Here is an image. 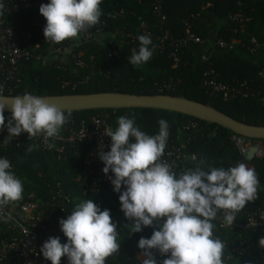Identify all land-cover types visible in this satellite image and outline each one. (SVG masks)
Segmentation results:
<instances>
[{
  "label": "trees",
  "instance_id": "obj_1",
  "mask_svg": "<svg viewBox=\"0 0 264 264\" xmlns=\"http://www.w3.org/2000/svg\"><path fill=\"white\" fill-rule=\"evenodd\" d=\"M100 8L99 23L87 28L97 34L98 40H85L81 32L78 38L60 43L78 42L66 58L54 57L45 62L23 60L6 94H169L201 102L238 121L264 126V76L261 74L264 71V0H102ZM17 21L36 35L33 42H40L41 51L48 53L49 44L43 35L47 21L39 10L21 11ZM143 25L155 36L149 45L153 55L147 63L133 66L129 57L134 50H139L137 37L142 35ZM188 29L200 40L178 46V42L187 37ZM166 32L169 38L161 41L159 38ZM223 42L225 45H221ZM78 60L83 62L82 66L77 64ZM210 81L223 85L224 90L217 91L206 84ZM95 115L107 116L112 131L118 128L119 117L135 119V126L148 135L158 134L159 120H166L169 124L167 144L175 148L183 146L185 154L183 166L174 171L177 176L197 166L210 171L238 163L250 164L260 181L257 199L236 213L240 225L224 227L222 211L212 223L216 226L214 236L225 243L224 264H255V259L264 255V250L256 245L258 235H264V227L254 229L242 225L250 215L264 208V155L247 160L232 141L235 133L230 129L182 113L151 108L71 112L59 135L65 133L67 127L79 128L83 121L90 125ZM192 123H197L198 127H193ZM6 134V127L0 130V158L10 161V171L24 186L23 198L6 207L23 202L31 192L50 202L60 184L64 194L70 197L65 205L66 213L61 216L63 219L71 214L75 205L87 199H92L101 210H110L117 224L120 249L116 257L107 258L106 264H141L142 250L138 241L141 237L150 238L153 227L130 234L127 224L131 221L125 218L113 192L100 182L99 186L104 187L100 193L85 195L87 182L75 179V175L85 170L83 160L89 145L79 146L80 155L71 147L68 152L59 154L55 150L59 142L54 140L51 141L55 144L53 149L35 147L28 152V147L35 142L27 133L17 136L18 140L11 138L4 145ZM250 140L264 143V140ZM193 155L195 161L191 159ZM63 195L58 197L56 211L63 207ZM4 224H7L5 220L0 219V231ZM1 233L10 236V233ZM60 242L64 244L68 240L64 237ZM238 246L239 251H233ZM155 256L157 264L167 258L158 252Z\"/></svg>",
  "mask_w": 264,
  "mask_h": 264
},
{
  "label": "clouds",
  "instance_id": "obj_2",
  "mask_svg": "<svg viewBox=\"0 0 264 264\" xmlns=\"http://www.w3.org/2000/svg\"><path fill=\"white\" fill-rule=\"evenodd\" d=\"M102 0H50L41 4L40 14L47 23L43 29L46 41L60 44L78 38L82 31L99 23ZM4 4L0 3V12ZM138 52L133 51L129 63L140 66L147 63L153 50L150 37L140 35ZM12 115L5 124V104L0 103V130L7 128L11 139L27 133L28 138L43 135L45 142L59 138L60 130L68 122L71 112L64 111L45 98L30 93L11 98ZM118 128L109 129L110 151L98 152L103 162V173L111 170L109 180L119 193L121 211L131 233L144 227H153L150 238L141 237L138 247L145 257L141 264H157L155 253L167 257L161 264H224L225 243L214 236L212 223L223 210L226 226L232 227L236 213L248 202L257 199L260 181L253 168L244 163L205 171H181L179 176L162 161L169 136V124L159 120V133L148 135L135 126V119L121 116ZM130 138H135L130 143ZM54 148V143H48ZM36 145L28 147L31 152ZM195 161L196 157H191ZM11 164L0 158V219H6L4 208L23 198L24 186L10 171ZM122 185L125 190L122 189ZM68 242L49 237L42 245L43 257L51 264H60L66 256L69 264H106L108 257L119 253L117 224L110 210H101L92 199L77 205L66 219L59 221ZM264 247V238L259 240Z\"/></svg>",
  "mask_w": 264,
  "mask_h": 264
},
{
  "label": "built area",
  "instance_id": "obj_3",
  "mask_svg": "<svg viewBox=\"0 0 264 264\" xmlns=\"http://www.w3.org/2000/svg\"><path fill=\"white\" fill-rule=\"evenodd\" d=\"M49 2L50 0H0V3L4 4L3 10L0 12V95L8 96L6 94L8 92V85L16 79L17 72L23 60L45 62L54 57L66 58L73 50V47L78 46V42L55 44L46 41L49 44V49L48 53H44L41 51V43L33 42L36 35L31 30L25 29L17 21V14L19 12L28 10L37 11L41 4H47ZM82 32L83 39L85 40L99 39L96 33L87 29ZM187 33V37L183 41H179L178 46H184L188 41L198 42L200 40L194 34L190 33L189 29ZM142 35L150 37L151 40L155 37L147 25L142 26ZM168 38L169 33L166 32L159 39L165 41ZM221 45H225V43L223 42ZM204 58L206 59V57ZM77 64L82 66L83 62L78 60ZM59 67L65 70L64 67ZM261 74L264 76V71ZM206 84L211 85L217 91L224 90L223 85L214 81ZM224 95L227 96V93ZM4 115L5 121L8 122L12 114L7 115L4 113ZM191 125L198 127L197 123H192ZM109 129L110 125L107 116L95 115L91 118L90 125L86 121H83L79 128L73 126L67 127L65 133L59 135V138H50L47 143L43 135L33 138V140L36 147L41 150L53 149L47 146L48 143L54 140L58 141L59 146L55 150L59 154L68 152L71 147L76 148L74 152L80 155L82 152H80L79 146L89 145L83 160L85 170L83 173L75 175V179H82L87 182V187L84 190L85 195L91 194L90 192L100 193L102 188L107 187L109 191L113 192L116 200L119 202V193L114 192V186L108 178L113 174L111 170L107 175L103 173L102 169L104 164L98 156V152L100 151H110L111 141L105 135ZM8 135L6 134L3 138L4 145H7L10 140L7 139ZM18 139V137H15V140ZM232 141L239 148L245 159H247L248 152L251 148L256 149L254 153L256 157L264 155V143L262 142H252L250 139L236 134L232 136ZM134 142L135 138H131L130 143ZM182 147L175 148L168 144L166 145L162 161L168 163L172 171H176L183 166L185 154L182 152ZM100 182L105 184L104 187L99 186ZM121 190H125L123 185ZM63 194L64 190L58 184L57 192L53 194L50 202L39 197L36 193L31 192L23 202L15 203L4 208L3 212L6 219L3 220L7 224H4L0 231V264H51L50 260L43 257L41 248L49 237H59L60 240L64 239V237L67 238L61 231L59 224V221L63 219L61 217L62 213H66V202L70 200L68 195ZM60 195H63L61 203L63 207L59 211H56V205ZM97 206L99 207V205ZM221 211L223 216V210ZM223 225L227 228L240 225L237 215L232 227L226 226L224 220ZM242 225L254 229L264 227V208L257 214L250 215L246 223ZM1 232L10 233V236L5 237ZM261 238H264V235H258L256 245L259 249L264 250V247L259 244ZM233 251H239V246L233 248ZM118 254H113L110 258H114ZM254 262L255 264L264 262V255L261 258L255 259ZM60 264H69L68 258L66 256L62 257Z\"/></svg>",
  "mask_w": 264,
  "mask_h": 264
},
{
  "label": "water",
  "instance_id": "obj_4",
  "mask_svg": "<svg viewBox=\"0 0 264 264\" xmlns=\"http://www.w3.org/2000/svg\"><path fill=\"white\" fill-rule=\"evenodd\" d=\"M0 95V103L5 104L4 113L11 112V98ZM49 103L65 111L77 112L98 109H140L151 108L182 113L230 129L233 133L248 139L264 140V126L250 125L201 102L169 94L137 95L120 92H96L41 96ZM255 148L248 152V160H253Z\"/></svg>",
  "mask_w": 264,
  "mask_h": 264
},
{
  "label": "crops",
  "instance_id": "obj_5",
  "mask_svg": "<svg viewBox=\"0 0 264 264\" xmlns=\"http://www.w3.org/2000/svg\"><path fill=\"white\" fill-rule=\"evenodd\" d=\"M247 160H248V159H247ZM250 161H251V160H250ZM245 165H246L247 167L251 168L250 164L246 163ZM140 256H141L142 260L145 259V257H143L141 254H140Z\"/></svg>",
  "mask_w": 264,
  "mask_h": 264
}]
</instances>
